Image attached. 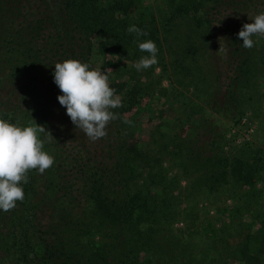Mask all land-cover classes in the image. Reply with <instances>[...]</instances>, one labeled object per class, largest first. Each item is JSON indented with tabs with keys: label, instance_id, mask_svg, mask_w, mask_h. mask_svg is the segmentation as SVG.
I'll return each instance as SVG.
<instances>
[{
	"label": "trees",
	"instance_id": "obj_1",
	"mask_svg": "<svg viewBox=\"0 0 264 264\" xmlns=\"http://www.w3.org/2000/svg\"><path fill=\"white\" fill-rule=\"evenodd\" d=\"M144 3L0 0V117L43 125L44 150L54 157L43 174L29 170L24 200L0 211V264H264V159L251 144L256 132L236 144L214 125L258 96L264 43L254 35V47L245 48L237 34L264 11V0ZM133 24L147 33L140 40L155 41L171 84L192 89L181 102L191 103L192 113L177 116L171 130L159 122L149 141L135 137L140 105L161 75L154 65L133 67L147 55L127 31ZM94 54L122 99L107 135L95 141L59 103L53 79L54 63L64 59L97 68ZM202 56L207 60L197 62ZM117 57L124 64L111 72ZM203 194L227 202L210 214Z\"/></svg>",
	"mask_w": 264,
	"mask_h": 264
},
{
	"label": "clouds",
	"instance_id": "obj_2",
	"mask_svg": "<svg viewBox=\"0 0 264 264\" xmlns=\"http://www.w3.org/2000/svg\"><path fill=\"white\" fill-rule=\"evenodd\" d=\"M127 31L136 34L138 48L147 53L133 67L140 71L157 63L159 49L155 41L140 40L147 33L135 24ZM237 35L242 38L243 47L253 48V36L264 35V11L244 23ZM54 65L53 79L61 90L57 98L72 122L93 141L106 136L109 122L117 118L113 109L122 106L121 97L109 84L108 70L102 71L76 58ZM46 131L36 121L35 125H21L0 117V211L7 212L24 200L29 170L43 174L54 164V157L44 150L41 139V133Z\"/></svg>",
	"mask_w": 264,
	"mask_h": 264
},
{
	"label": "rangeland",
	"instance_id": "obj_3",
	"mask_svg": "<svg viewBox=\"0 0 264 264\" xmlns=\"http://www.w3.org/2000/svg\"><path fill=\"white\" fill-rule=\"evenodd\" d=\"M161 0H145L144 5L151 4L156 5ZM156 13V10H155ZM156 15V14H155ZM178 22V29L183 31H186L188 28H186L184 23ZM189 30V29H188ZM187 30V32H188ZM258 39L261 41L260 43H264V35H258ZM200 47V45H199ZM199 52H203L202 49H198ZM207 60V57L204 56L197 58V62H200L201 60ZM93 61L95 63V66L97 69H100L105 65L104 59L101 56H98L97 54L93 55ZM122 59L120 57L116 58V66H114V69L112 67H108V69L112 72V70H115L118 68L119 65L124 64L120 62ZM166 59L164 61H161L160 63H155L154 65V75L158 76V74L161 75V82L157 84V86L154 87V91L150 92L145 98L142 99L141 105H140V116H142V126L140 132L135 134V137L139 138L140 140H150L154 130L156 129V126L159 122L162 124V128L166 130H171L170 127H172V124L174 125L176 122L174 119L177 116H180L182 120L184 121L185 117L190 115L192 113V110L190 109L191 103H187V105H183L181 102L185 99V97L190 96L189 92H192V89H189L185 91L187 88L186 86L182 85L179 86L177 84H171L169 80V72L166 70H163L162 65L166 64ZM206 63L205 61H203ZM169 65V64H168ZM196 66H202L199 63H196ZM106 67V66H105ZM197 68V67H196ZM118 76L120 73L116 71ZM258 89L259 93L257 98H255L254 102L250 105L243 106V109L239 114H236L231 117L227 118H219L218 122H216L214 125L216 127V130L218 133L221 134V136L224 137V141H229L228 134L231 130V128L237 124L238 122H234L235 119H238L239 115L246 110L245 113L250 112L252 115V121H255L256 127H255V135L251 138L253 147L259 148L260 150V157L264 159V76L259 78L258 80ZM179 92H175V91ZM184 90V91H183ZM177 96V97H176ZM180 99V100H179ZM178 112L180 115H178ZM245 113L243 115H245ZM242 115V116H243ZM241 116V118H242ZM240 118V119H241ZM183 121L178 124V127H176L175 131H180L181 127L183 126ZM240 121V120H239ZM239 128L243 129L241 125H238ZM186 129V128H185ZM188 132L190 130V127H188ZM186 130V131H187ZM184 132V131H183ZM136 133V132H135ZM238 135H242V133H238ZM223 137H221L223 139ZM223 141V140H222ZM229 146L226 145L225 149H228ZM204 201L205 205H202L201 207H204L203 209L208 210L210 214L217 213L221 206H225L226 202L224 203V199H221L219 196H209L207 199L203 196L200 198L201 201ZM181 221L177 223L176 226H180ZM1 251V249H0ZM2 255V253H0ZM6 260L7 257H4ZM14 263V262H13Z\"/></svg>",
	"mask_w": 264,
	"mask_h": 264
},
{
	"label": "built area",
	"instance_id": "obj_4",
	"mask_svg": "<svg viewBox=\"0 0 264 264\" xmlns=\"http://www.w3.org/2000/svg\"><path fill=\"white\" fill-rule=\"evenodd\" d=\"M238 125H241L243 129L239 128ZM255 121H252V115L250 112L245 113V115L242 116L240 121L235 124L229 134L228 139H234L232 140L234 143L239 144L244 139H250L251 135L255 132ZM238 133H242V135H238Z\"/></svg>",
	"mask_w": 264,
	"mask_h": 264
}]
</instances>
